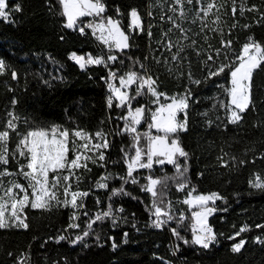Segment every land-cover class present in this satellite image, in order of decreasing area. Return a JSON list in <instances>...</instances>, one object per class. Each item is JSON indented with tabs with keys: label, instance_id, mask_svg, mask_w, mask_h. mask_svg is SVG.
<instances>
[{
	"label": "trees",
	"instance_id": "16d2710c",
	"mask_svg": "<svg viewBox=\"0 0 264 264\" xmlns=\"http://www.w3.org/2000/svg\"><path fill=\"white\" fill-rule=\"evenodd\" d=\"M104 2L107 5L104 15L119 19L125 32L129 31L128 13L132 8L139 11L145 22L143 33H132L129 41L132 47L123 54L113 53L120 56V60L110 65L112 69H118L119 73L130 68L142 71L139 65L133 66L134 61H139L159 77L161 91L174 95L186 88L192 89L189 130L179 134L181 144L189 153L185 179L190 181L188 188L195 187L197 194L217 192L224 198L217 201L218 211L209 219L217 241L204 249L177 240L171 230L157 232L146 225L152 217L149 211L152 197L141 190V186L147 183L145 177L149 174L156 178L173 177L176 175L174 166L155 165L151 173L141 169L135 173L138 177L144 176L139 183L124 185L131 195L113 196L109 201L112 189L120 187L122 181L111 179L107 190L93 187L106 169L103 161L100 163L104 167L89 163L91 171L80 170L82 179L79 188L91 193L86 201L89 217L111 203L116 223L110 218L97 222L93 225V234L83 244L72 246L68 240L59 243L56 240L60 235L74 237L82 232L89 217H81L77 222L80 228L71 229V208H53L51 211L26 208L28 229H0V264H18L20 259H24V264H264V243L257 242V239H264V228L257 227L264 225V189L250 186L256 176L264 181V65L253 74L254 107L243 114L244 119L239 124L228 122V114L222 106L228 102L225 92L230 87L228 75L204 79L210 69L225 59L223 54L217 57L214 51H227L222 48V40L232 39V47L237 51L249 36L264 44V21L257 23L261 13H264V0H243L247 7L255 6L260 12L245 11L240 14L238 10L235 17L230 10L232 0H217V3L223 4L220 25L223 35L210 29L202 32L199 22L191 23L199 5L195 0L192 5L186 4L185 8L191 11L183 25L191 29L188 32L191 39L182 41L185 48L180 54L185 57L182 61L171 60L176 48L169 52L157 43L167 39L163 34L171 26L168 16L173 14L168 9L173 0ZM8 3L10 9L19 4L22 10L11 12L9 21L0 19V59L9 66V70L0 75V127H3L7 113L11 111L20 118L18 131L28 128L25 120L32 125L60 124L69 129L80 127L90 132L103 129L114 137L110 152L113 164L106 171L113 177L115 174L124 176L126 167L121 149L130 148L132 141L128 135L116 134L123 126L117 117L123 115L124 110L116 108L115 103L112 109L107 108L108 93L104 78L108 69L90 66L81 70L68 59L72 52L106 56V46L97 41L91 29H86V34L81 35L63 27L66 21L60 15L58 0H8ZM236 6L240 8L241 0H236ZM162 15L164 19H161ZM208 19L210 21L214 17ZM82 20L87 23L90 17ZM234 24L236 26L232 27ZM149 25L151 37L147 35ZM244 25L250 27L245 28ZM170 35L175 42L179 33L174 31ZM209 54L214 57L212 61L207 60ZM168 68L173 71L170 73ZM13 70L17 79H12ZM189 72L193 79L204 82L199 86L192 84L188 79ZM46 80L49 84L44 83ZM147 99L138 98L140 103H146ZM139 130L146 131V124L142 123ZM11 136L10 150L15 147L16 134ZM21 163L24 161L21 160ZM181 163H184L183 158ZM225 163L228 167H224ZM8 167L12 171L17 170L15 162H10ZM10 178L25 183L20 176L6 177L5 182ZM176 184V181H167L165 199L172 202L175 215L183 213L187 219L184 226H178L173 220L170 227H177L181 236L191 241L192 233L186 227L192 222L191 210L181 202L188 189L177 191ZM97 199L101 201L99 205L96 204ZM120 208L123 211L119 214ZM245 225L248 230L236 236ZM233 236L236 238L232 239ZM240 240L246 241L245 246L240 252H233V245ZM113 241L117 244L115 250L112 248ZM84 244L88 246L84 247ZM171 246L174 253L170 251Z\"/></svg>",
	"mask_w": 264,
	"mask_h": 264
},
{
	"label": "snow or ice",
	"instance_id": "6c2138e0",
	"mask_svg": "<svg viewBox=\"0 0 264 264\" xmlns=\"http://www.w3.org/2000/svg\"><path fill=\"white\" fill-rule=\"evenodd\" d=\"M58 3L61 6L60 15L65 17L66 21L63 27L78 31L81 35L86 34V29H91L92 35L106 46L108 50L106 56H94L91 53L78 55L76 52H72L68 59L78 65L81 70H86L90 66H103L108 69V76L104 78L109 92L106 98L107 107L112 109L115 103L116 108L124 110V114L117 117L123 122V126L116 134L128 135L132 141L130 148L121 149L126 167L125 175L113 177L111 174H105L99 178L95 187L107 190L108 180L120 179L121 186L113 188L108 197L111 201L113 196L131 195L125 190L124 185L139 183V178L135 173L141 169H146L151 173L154 165L174 166L175 176L156 178L149 174L145 177L147 183L141 186V190L149 193L152 197L149 208L150 214L154 218L152 226L163 228L173 220L177 221L178 226H184L187 217L183 213L175 215L172 202L165 199L167 181H176L177 191L183 192L188 189L181 202L188 205L191 210L192 222L186 227L191 231L192 239L189 241L181 236L177 227H173L171 232L177 240L184 244L191 243L208 249L216 242V233L209 225L208 220L217 211L216 201L224 198L217 192L197 194L195 187L188 188L190 181L185 179L189 153L181 144L179 134L189 130L188 116L190 101L193 99L192 89L186 88L182 93L174 95L161 91L158 84L159 77L151 73L139 61H134L133 66L139 65L142 71L130 68L124 73H119L118 69L114 70L110 67L111 64L120 60V56L113 53L123 54L125 50L132 47L129 42L132 33L145 31L144 19L136 8H132L128 13L129 31L125 32L119 19L104 15L107 11L104 0H58ZM193 3L194 0H173L168 9L173 15L168 16L171 26L163 34L167 39L166 41L159 40L157 43L162 44L169 52L176 48L171 56L173 61L185 59L180 55L185 51L182 41L191 39L188 36L191 29L185 28L183 25V22L189 19L188 12L191 11V9H186L185 5ZM195 3L199 5V8L193 14L191 23L199 22L202 32L210 29L223 35L220 27L223 4L217 3V0H195ZM21 10L19 4L10 9L8 0H0V19L4 21L10 20L11 12H20ZM230 10L233 17L236 16L238 10L240 14L245 11L260 12L255 6L247 7L243 0H241L239 9L236 6V0H232ZM117 14H119V8H117ZM210 16L214 19L209 21ZM83 17L92 19L85 23L82 20ZM161 19H164L163 15ZM260 21H264V13H261L257 23ZM235 26V24L232 25V27ZM244 27L247 28L250 25H244ZM174 31L179 33L175 42L170 35ZM147 35L152 36L151 25H149ZM192 44H195L194 40ZM232 44V39L221 41L222 48L227 51L223 53L221 49L214 51L217 57L223 54L225 59L215 68L210 69L204 79L209 80L223 74L228 75L230 87L225 89L228 102L222 106L228 114V122L239 124L244 119L243 114L250 107H254L252 99L253 74L264 65V44L251 36L238 51L232 47ZM213 59V55L207 56L208 61ZM205 64L207 66V62ZM8 70L9 66L3 59H0V75L5 74ZM168 71L171 73L173 69L168 68ZM11 76L12 79L18 78L14 70L11 72ZM188 79L197 86L204 82L201 79H193L190 72ZM44 83L49 84V81L46 80ZM139 97H147V102L140 103ZM134 102L137 105L135 107H133ZM14 103L15 101H13ZM7 117L3 127H0V229L11 227L28 229L26 208L44 211H51L53 208H71L72 223L69 224V228L79 229L80 224L77 221L80 219V215L89 217V213L83 210L86 208L84 201L91 194L90 191H82L79 188L82 179L80 169L91 171L88 167L89 163L104 167L100 162L105 161V152L110 148V133L103 129H98L95 132L80 127L69 129L60 124L32 125L28 120L24 121L28 128L18 131L20 118L11 111L7 113ZM142 123L146 124L147 131L139 130ZM153 130L157 134H153ZM12 133L16 134V140L15 147L10 150L9 142L12 139ZM142 140L144 143H141ZM70 152L72 153L71 158L69 157ZM181 158H183V164ZM21 160L24 163H21ZM10 162H15L16 171L9 169ZM240 163L243 164L244 161H240ZM224 167H228V165L225 163ZM17 176L22 177L26 184L20 183L16 179L5 182L6 177ZM250 186L264 189V181L256 176L255 180L250 182ZM100 203L101 201L97 199L96 204ZM118 211L122 212L123 208ZM106 218L112 219L114 224L117 221L111 203L107 204L106 209H99L90 216L85 222L82 232L74 237L60 235L56 242L68 240L72 246L83 244L85 239L93 234V225ZM257 227L264 228V225H257ZM247 230L248 227L245 225L236 233V236ZM124 235L127 237L128 234ZM236 236L231 238L235 239ZM97 239H99L98 236ZM257 242L264 243L260 239H257ZM245 243L246 241L240 240L233 245L232 251L240 252ZM87 246L84 244V247ZM116 247L117 244L113 241V250ZM176 249H179V245L176 246ZM18 264H24V259H20Z\"/></svg>",
	"mask_w": 264,
	"mask_h": 264
},
{
	"label": "built area",
	"instance_id": "2783aa9c",
	"mask_svg": "<svg viewBox=\"0 0 264 264\" xmlns=\"http://www.w3.org/2000/svg\"><path fill=\"white\" fill-rule=\"evenodd\" d=\"M111 65H113V64H111ZM107 76H108V70H107V74H106V77L105 78H107ZM118 83V82H117ZM106 89H107V84H106ZM107 93H108V95H109V92H108V90H107ZM106 104H107V102H106ZM108 108V107H107ZM109 109V108H108ZM113 136H109V140H110V148L108 149V150H106V152H105V154H106V159H105V171L102 173V175L101 176H103V175H105V174H108L107 173V169L109 168V166L111 165V164H113L112 163V158L110 157V152H111V150H112V143H113ZM100 176V177H101ZM116 176H118V174H115V177ZM142 177H144V176H139L138 178H139V181H140V179L142 178ZM99 180V179H98ZM97 180V181H98ZM111 180V179H110ZM110 180H108V182L107 183H109V181ZM96 183L97 182H95V184H94V188H95V185H96ZM89 197V196H88ZM88 197L85 199V201H84V203H85V205H86V201H87V199H88ZM215 207L217 208V211H218V206H217V201H216V204H215ZM119 210V209H118ZM83 211H87L86 210V208L83 210ZM119 212V214L121 213L120 211H118ZM84 215L83 214H81L80 215V218L81 217H83ZM212 216V215H211ZM153 217H151L147 222H146V225L150 228V229H153V230H155V231H157V232H160V231H164V230H171V227H170V223L169 224H167L166 226H164L163 228H156V227H153L152 226V221H153ZM79 221V220H78ZM77 221V222H78ZM209 223V222H208ZM210 225V224H209ZM212 228H213V231L215 232V229H214V227L212 226V225H210ZM135 232H138V230H135ZM262 240V239H261ZM264 240V239H263ZM262 240V241H263ZM216 241H217V237H216ZM216 243V242H215ZM215 243H213V244H215ZM212 244V245H213ZM170 251L172 252V253H174V248H173V246H171L170 247Z\"/></svg>",
	"mask_w": 264,
	"mask_h": 264
},
{
	"label": "rangeland",
	"instance_id": "374dc122",
	"mask_svg": "<svg viewBox=\"0 0 264 264\" xmlns=\"http://www.w3.org/2000/svg\"><path fill=\"white\" fill-rule=\"evenodd\" d=\"M84 18V17H83ZM92 18H90V20H91ZM98 41V40H97ZM98 42H100V41H98ZM147 131V130H146ZM155 132V131H154ZM153 134H157V133H153ZM71 156H72V153L70 152L69 153V157L71 158ZM155 166V165H154ZM157 166V165H156ZM81 170V169H80ZM11 179H13V178H10V179H8V180H11ZM7 182V181H6ZM21 183V182H20ZM23 184H26V181H25V183H23ZM211 217V216H210ZM210 217H209V219H210ZM208 222H209V220H208Z\"/></svg>",
	"mask_w": 264,
	"mask_h": 264
}]
</instances>
